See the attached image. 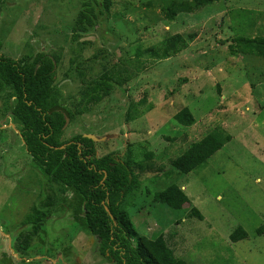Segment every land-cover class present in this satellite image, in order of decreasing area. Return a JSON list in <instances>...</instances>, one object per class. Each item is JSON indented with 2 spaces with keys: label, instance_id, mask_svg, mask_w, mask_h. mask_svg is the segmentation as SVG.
Returning a JSON list of instances; mask_svg holds the SVG:
<instances>
[{
  "label": "rangeland",
  "instance_id": "obj_1",
  "mask_svg": "<svg viewBox=\"0 0 264 264\" xmlns=\"http://www.w3.org/2000/svg\"><path fill=\"white\" fill-rule=\"evenodd\" d=\"M82 1L5 0L2 54L26 61L40 52L60 53L56 84L62 104L73 109L83 85L131 60L138 48L177 33L195 34L186 49L168 59L145 55L147 67L90 113L69 120L64 138L95 135L98 156L142 163L143 169H135L138 188L124 203L139 234L163 233L176 256L192 264H264V59L229 50L236 36L264 35V15L258 16L264 14V0H219L175 21L162 13L172 0H113L111 16H102L73 42ZM145 98L139 114L129 119L130 104ZM15 101L8 93L0 99V264H113L87 227L82 195L70 190L29 251L15 252L32 206L57 191L24 146L11 115ZM183 108L195 116L191 127L175 120ZM216 127L231 141L202 168L168 174L172 159ZM171 183L182 187L202 220L155 200ZM238 227L248 236L234 242L230 235Z\"/></svg>",
  "mask_w": 264,
  "mask_h": 264
},
{
  "label": "trees",
  "instance_id": "obj_2",
  "mask_svg": "<svg viewBox=\"0 0 264 264\" xmlns=\"http://www.w3.org/2000/svg\"><path fill=\"white\" fill-rule=\"evenodd\" d=\"M4 1L0 0V6ZM217 1L172 0L162 13L166 20L175 21L181 13H195ZM112 7L113 0H83L73 27L72 41H78L102 19L107 20ZM102 16L104 18L101 19ZM250 23L255 26L252 18ZM194 37L195 34L177 33L167 36L158 45L138 48L131 60L113 65L83 85L72 104L73 109L62 104V93L56 84L57 68L62 61L60 53L40 52L30 60H15L2 54L0 41V99L6 93L16 99L11 115L20 128L24 146L49 184L57 186V191L52 189L48 196L32 206L31 213L22 222L24 230L13 246L15 252L21 255L29 251L60 197L70 190L82 195L87 227L98 238L100 253L110 263L192 264L176 256L163 233L139 234L124 207L126 197L138 188L140 176L135 169H143L142 163L137 167L135 162L114 154L98 156L96 142L91 138L77 134L65 139L64 132L69 120L90 113L141 73L147 67L143 60L145 55L156 60L168 59L186 49ZM229 50L232 55H255L264 59V35L236 36ZM145 102L146 98L132 102L128 118L134 119L139 114L138 107ZM175 120L185 127L196 123L189 108L180 110ZM231 139L232 136L220 127L214 128L189 146L180 157L172 159L168 174H188L202 168ZM171 140L175 142L177 139ZM152 155H147V161ZM155 200L175 210H188L189 218L203 219V214L176 183L159 192ZM259 232L262 233L261 230ZM247 236L246 230L238 227L230 239L237 242Z\"/></svg>",
  "mask_w": 264,
  "mask_h": 264
},
{
  "label": "water",
  "instance_id": "obj_3",
  "mask_svg": "<svg viewBox=\"0 0 264 264\" xmlns=\"http://www.w3.org/2000/svg\"><path fill=\"white\" fill-rule=\"evenodd\" d=\"M88 138H91L93 141H99V138H97L95 135H84ZM106 210L110 213V210L108 209V207H106Z\"/></svg>",
  "mask_w": 264,
  "mask_h": 264
}]
</instances>
